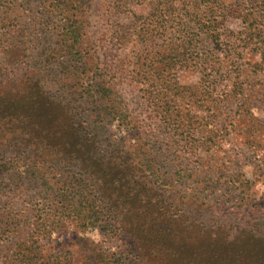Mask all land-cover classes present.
<instances>
[{
	"label": "rangeland",
	"instance_id": "1",
	"mask_svg": "<svg viewBox=\"0 0 264 264\" xmlns=\"http://www.w3.org/2000/svg\"><path fill=\"white\" fill-rule=\"evenodd\" d=\"M81 3L72 13L60 0H0V89L38 80L63 125L74 117L118 169L143 161L144 171L103 181L36 154L8 131L14 122L0 123V162L34 170L0 173V213L29 216L0 237V264H21L18 242L62 191L102 214L84 224L68 207L41 243L60 262L147 264L122 228L124 205L137 223L154 209L145 228L177 247L176 258L160 248L172 264H260L250 248L264 243V0Z\"/></svg>",
	"mask_w": 264,
	"mask_h": 264
},
{
	"label": "trees",
	"instance_id": "2",
	"mask_svg": "<svg viewBox=\"0 0 264 264\" xmlns=\"http://www.w3.org/2000/svg\"><path fill=\"white\" fill-rule=\"evenodd\" d=\"M60 3L63 9L66 5L72 11L80 9L82 4L81 0H60ZM69 4H72V6H68ZM70 31L68 30L66 33L68 34ZM10 87L13 89L6 91L0 89V123L9 124L14 122V126L10 127L9 125L11 129L8 128V131L17 135V140L20 139L24 145L33 147V151L36 154L51 155L61 161L64 160L66 163L78 164L81 169L89 170L93 175L96 174L99 178L101 177L103 181L110 179L109 177H115L120 172H128L130 175L136 171H144L143 161H140L139 164L130 165L125 160L124 166L118 169L115 163L117 156L113 155L108 158L105 157L108 154L102 156L96 145V137L86 128L76 124L74 117L68 124L63 125L61 115L57 113V110L50 107L52 102L49 99L50 94L38 80L28 77L14 85H10ZM142 150L140 155H144V147ZM30 159L32 160V157ZM9 170H14L20 175L34 172L33 168L25 161L19 163L17 160L9 159L6 162H0V173L4 174L5 171ZM146 170L152 172L153 175L156 174L153 172L155 171L154 167ZM129 171L132 173H129ZM154 178L159 179L160 177ZM104 185L105 183H103V187L101 186L102 191L104 190ZM104 192L102 193V198L106 197L110 202L113 200L114 205H116L114 207H118V198L111 199V196L106 195ZM65 196L66 192L62 191L60 195L62 199L58 203L59 205L50 206L47 209V213L42 214L41 221L35 223L32 233L18 242L15 252L18 262L21 264H68L65 257H63L64 261L60 262L58 256L54 254L45 255L41 244L47 232L56 228V222L60 221L64 215L68 216L67 211L71 203H65L67 198ZM135 199V197H132L129 202L131 203ZM61 202L64 203L61 204ZM217 202L220 201L217 200ZM75 203H78V205L71 206L74 211L72 216L77 219L82 216L80 218L82 223L92 224L95 223L96 219L100 218L99 215L102 214V210L99 208L102 207V204H99L100 206L98 205V208H96L90 199L88 201H76ZM82 207H85L87 213L81 210ZM122 207L125 217L124 223H121L122 228L136 246L137 256H139L137 258H144L147 264H172V260L167 261V259L162 258L160 248L163 247L166 251L170 250L169 253L176 258L178 255L177 247L170 248L158 236L153 234L151 228H145L155 226L148 223L150 219L155 221L153 207L151 208L153 211L150 214H144L143 217L138 215L142 218V223L136 222L138 220L137 215L133 214L135 211L131 212L130 206L124 207L122 205ZM20 217L25 220L29 219L27 210L17 212L5 206L0 213V237L5 238L9 234L18 231L22 220ZM94 218H96L95 221H92ZM250 249L259 257L258 260L260 261L257 263L264 264V243L258 248L253 247ZM246 251L248 250H244V252ZM241 252L242 250H237V253ZM175 264H180V261L175 259ZM209 264H213V262Z\"/></svg>",
	"mask_w": 264,
	"mask_h": 264
}]
</instances>
